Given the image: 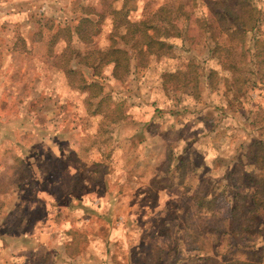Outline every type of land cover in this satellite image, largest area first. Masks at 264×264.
<instances>
[{
	"label": "rangeland",
	"instance_id": "rangeland-1",
	"mask_svg": "<svg viewBox=\"0 0 264 264\" xmlns=\"http://www.w3.org/2000/svg\"><path fill=\"white\" fill-rule=\"evenodd\" d=\"M28 1L0 0V34L5 29L8 31L17 27L16 29L24 30L31 25L43 30L50 23L57 21L73 24L80 14L85 13L99 19L100 32L84 44L77 45L76 41H73L75 42L73 47L83 52L84 50L86 52V49H105L109 46L111 15L107 12L121 5V0H32L31 3ZM165 3H172V10L177 5H181V10L184 11L181 14L175 11L169 13L167 8L165 10V16L180 31V35H175L176 30L172 25L161 23L166 31L164 34L160 32L158 36L165 42L171 43L173 47L162 55H148L144 65L135 64L130 68L129 73L122 74L113 69L112 64L103 65L99 69L100 74L108 75L106 90H114L112 101L122 100V108L119 112L121 118L115 115L116 112L113 109L115 102L114 104L100 102L99 113L92 114L96 97L92 98V102L85 98L83 92L78 93L69 89L65 83L66 77L60 72L62 70L59 71L53 67L54 60L43 57L42 50L45 44L41 40L32 42L33 49L23 56L3 55L0 52V67L6 68L7 72L16 71L19 68L17 73L20 75L4 84H2L3 79H0V87L5 85L2 91L0 90L2 92L0 98L4 99L8 96L12 98L5 106L6 112L9 113L16 107L23 106L20 99L29 97L30 90L34 88L39 92L47 89V91H53L59 99L57 103L61 109L62 117H52L46 113L44 117L36 116L38 130L34 132L21 129L22 133H18L19 124L12 121L14 132L11 139L17 146L33 142L30 144L29 153L31 151L32 161L39 159L35 161L33 168L30 166L27 173L21 166L18 167V172L19 175L25 172L27 176L33 173L48 178L50 173L54 172L55 175L50 178L64 189L63 183L55 180L57 176L63 180L73 170L81 174L83 161L85 162L88 156H97V151H100L105 159L104 162L93 166L91 172L87 170L83 177L96 189L106 186V189H110L111 192L118 189L124 193L130 190L136 192L133 202L128 204L129 211L126 210L125 203L129 202L128 199L131 197L127 196V199L122 202L125 205L126 215L131 214L134 207L138 209L145 201L150 205V208L145 207L144 213L148 214L144 216L145 224L140 222L141 229H137L135 240L127 243L130 247L133 242L137 245L125 251L121 241L124 239L120 238L112 246V250L115 251L112 257L114 264H225L232 259L244 260L252 248H257L262 243V241L255 242L264 234L263 203L259 202L253 213L242 216L245 220L242 222H250L254 229L251 228L249 232L241 231V234L234 233L228 237L212 229L219 224L220 220L228 219L229 216L227 214L229 205L226 203L228 200L220 190L213 192L215 193L213 201L203 199L197 203L199 196L195 195L194 203L188 204L186 195L190 192L185 193L188 187H183L181 189L183 191L178 192L179 204H184L180 211L182 222L175 225L173 220L167 218L168 212L157 211L153 215L150 214V211L162 207L159 204L161 200L169 199L174 194L169 193L166 187L162 189L161 186L164 185L151 183V179L147 182V178L153 173L163 172L166 166L169 168L167 157L171 149L184 148L182 159L187 157L189 163L194 161L196 164H202L196 172L201 185L206 187L212 181L207 179V175H201L203 171L210 172L213 178L215 177L214 180L219 179L217 183H220L222 179L219 178L220 173L217 170L227 163L234 152L233 148L239 145L238 142L243 137L246 140L244 143H249L248 150L245 148V152L248 156L250 153L252 161L246 166V172L237 170L234 173V178L239 184L235 199L238 200V207L241 204L245 210L253 207L250 194L257 186H260L261 191L264 189V80H258L261 72L264 76V61L260 64L256 63L264 57V43L261 45L257 42L251 46L250 41L246 39L245 45L250 43V51L260 54H254L252 57L248 54L246 62L244 63V60L240 62V46L237 38L229 40L223 32H218L221 28L220 21L210 13L215 6H218L216 0H132L128 14L132 19L146 17L151 15L150 13L160 4ZM82 10L85 11L82 13L80 12ZM87 10L90 11L86 13ZM186 15L187 18H185ZM205 16L208 20L204 18ZM211 18L213 32L210 36L209 32L203 29V22ZM247 35L248 39L264 36V21L258 24L255 31H248ZM4 36L7 38L10 34L7 32ZM204 39L206 40L203 44ZM214 43L227 46L228 53L225 55L221 50L212 57L208 56L211 54L207 52L208 49L217 48ZM60 49L62 46L59 45L58 50ZM90 56L88 54L85 59L90 60ZM236 69H239L238 72L235 71ZM210 70L212 72L209 76L203 78ZM85 71L88 72H84L83 75L88 73L86 76L90 77L91 69ZM2 72L3 70L0 69V75ZM244 72L246 73L243 74ZM246 76L255 79L254 83L249 82L245 87H240V80ZM5 93L8 95L4 96ZM11 101H14L12 106ZM138 102L145 104L141 107L135 106ZM154 106L158 110H154ZM1 114L4 115V113ZM137 120H147V123L141 124L142 122ZM53 124L66 131L51 132L52 130L47 127L52 128ZM216 128L219 132L215 133L213 130ZM134 135L143 136L144 141H137ZM5 137L7 134H0V140L3 143L5 142L1 138ZM253 137L255 139L252 140ZM8 143L9 141L6 145ZM13 148L14 145H12ZM2 153L0 149V158ZM31 158L28 157L25 161H30ZM106 161L109 163L111 161L113 166ZM206 164L211 167H207ZM259 169L263 171L260 179L255 177ZM142 171L145 173L139 176L138 173ZM189 171L188 168L182 170L181 179L186 184L188 183L187 175L191 172ZM179 176L172 174L168 182L175 185V181H179L177 178ZM140 178L144 180L143 185L129 190L131 181H138ZM44 179L47 182V178ZM29 181H20L18 184H21L26 191L41 190L44 186V184L43 186L31 184ZM143 186L146 189L145 196L142 191ZM173 192L177 194L176 191ZM139 198L144 199L141 204L137 203ZM176 202L169 199L164 205L172 212L175 209L173 204ZM21 207L23 205H20ZM20 208L17 203V209ZM239 208L238 212L241 211ZM40 211V207L37 208L35 217H32L33 220L41 215ZM17 216L19 217L20 213ZM18 217L16 224L19 222ZM40 220L38 219L37 222ZM89 220L92 227L81 233L78 231L79 237H86L89 241L94 240L95 243L101 242L104 238L100 236V230L97 229L100 225L98 219L95 215H91ZM61 221L62 219L59 223ZM51 222L48 218L44 219L39 224L36 223L37 225L29 226L26 236L23 233V237L31 234L34 240L32 242L34 249L25 254L30 264H38L36 257L47 246H51L52 243L62 244L70 239L69 234L61 235L63 229L62 231L53 230V222ZM117 222H121L119 215ZM226 222L227 226L228 221ZM69 229L71 231L75 229V224L70 223ZM152 229L155 230V234ZM14 232L17 235L20 234L19 229ZM53 236L61 237L57 239L59 242H54ZM238 244L241 251L237 249ZM242 245L244 247H241ZM62 246L59 252L63 250ZM246 247H249L248 252H245ZM48 257L53 258V256ZM1 258L9 261L10 254L4 252ZM14 264H22V262L18 260ZM106 264L111 263L106 262ZM256 264H264V257Z\"/></svg>",
	"mask_w": 264,
	"mask_h": 264
},
{
	"label": "trees",
	"instance_id": "trees-1",
	"mask_svg": "<svg viewBox=\"0 0 264 264\" xmlns=\"http://www.w3.org/2000/svg\"><path fill=\"white\" fill-rule=\"evenodd\" d=\"M32 0H29L28 3H31ZM131 1L132 0H121V5L119 8L114 9L111 8L107 13L111 15L110 19V25H111V32L109 34V40L110 44L105 49H86V52L84 50H78L73 49L69 50V54H63L58 55L59 59H62V65L64 66L63 72L66 73V76L69 78V83H73V86L77 88L79 91H86L89 98L96 97L94 104H93V113H99L98 110L101 108L100 102L106 103H113L114 105V112L115 115L118 118H121L119 115V112L122 108V100L120 101H112V96H114V90L108 91L106 90V83L108 75L100 74V67L103 65H111L113 66V69L124 73H129L130 68L134 67V65H144L145 59L150 54H163L166 52V50L173 47L171 43H167L162 39L160 36L161 33H165L166 29H164L163 25L170 24V19H168L165 16V10L167 8V11L170 13L172 11L178 12L183 14L184 11L181 10V5H177L174 10H172V3H165L163 5H159L157 8H155L150 14L146 17L142 18H135L132 19L131 15L128 13L131 9ZM39 2V1H35ZM218 6H215L210 13L215 16L220 22L219 25L221 28L218 29V32H223L227 37H229V40H233L237 38V42L240 46V57L243 62L245 63L249 56H254V54L259 55V52H251L250 51V43L251 46L256 44L257 42H260L261 45L264 43V36L258 37H252L248 39L247 32L248 31H255L258 27V24L260 22L264 21V0H216ZM26 3V5L28 4ZM82 10L80 12L83 13ZM90 10H87L86 13H88ZM187 14V12H186ZM101 18H103V14L100 15ZM187 18V15L186 17ZM206 20L207 17H204ZM213 18V17H212ZM211 19L209 21L203 22L204 27L203 29L209 32V35H212V23ZM99 19L92 18L84 13V15L80 14L79 18L75 19L74 23L69 26L65 23L61 25V21H57L56 23H50L49 30H43V31H36L35 34L38 35L37 40H41V33L42 38L44 40L45 44V53L48 55L54 54L52 51L53 45H55L59 40L65 41L68 45L71 41H77L81 43L88 42L91 37L97 33L100 32V25H99ZM170 22V23H169ZM161 23L163 25H161ZM17 27L13 29H9L8 31L5 29L0 34V52L6 53L13 49L14 46H24L25 41L22 37L24 35L19 33V29H16ZM27 30L29 28H24V30ZM176 30L175 35H180V31L174 27ZM3 30V29H2ZM182 30V29H180ZM11 33V39L14 41L12 42V45H8V43L5 41V34ZM247 35V37H246ZM44 36V37H43ZM205 36V35H204ZM7 36V40H11ZM250 41L249 44H246L247 40ZM206 39L203 40V44ZM246 40V41H245ZM216 45V43H214ZM217 48L213 47L208 49V53L211 52L210 57L216 55L218 51H221L226 55L228 53V47L224 46L222 43H217ZM67 47V46H65ZM90 56V60L85 59L87 55ZM216 57V56H215ZM217 58V57H216ZM202 59H207L206 57H202ZM261 60H257L256 63L260 64L264 61V57L260 58ZM69 60H77V63H80L82 61L83 64L91 68V74L90 79H87V77L83 76L82 72H78L73 69H68L66 66ZM55 61V60H54ZM258 66V65H257ZM258 69V68H257ZM18 70H12L10 73L5 71L3 72V83L6 81H13L15 76L18 75ZM239 69H236L235 71L238 72ZM259 70V69H258ZM262 71V69H260ZM252 71V70H251ZM212 72L210 70L203 78H206L209 76V74ZM253 72V71H252ZM257 72V70H256ZM244 72L243 74H245ZM76 78L75 81H72V78ZM259 81L264 80V76H262V72L260 74V77L258 79ZM255 79L251 78V76H246L245 78H242L239 82V86H246L247 83L251 82L254 83ZM71 83V84H72ZM239 90V89H238ZM8 94L5 93L4 96H7ZM94 99V98H93ZM44 100H47L44 95H34L27 96L25 99H20V103H23L24 105L21 107H16V109L11 110L9 113L5 111L6 105H8L9 101L6 99H0V123L5 122L9 124L12 120H18L20 116H17V113L19 111H23L24 116L26 117L29 115L31 116H42L41 110L45 107ZM92 100V99H91ZM90 100V101H91ZM11 106L14 104V101H11ZM93 102V100H92ZM49 103V101L47 102ZM145 103L138 102L135 104V106H143ZM127 106V105H125ZM18 110V111H17ZM154 110H158L154 106ZM1 113H4L1 114ZM4 120V121H3ZM21 120V119H20ZM131 122V121H130ZM137 122H142L141 124H146L147 120H137ZM135 124H137L135 122ZM260 126V125H259ZM258 126V127H259ZM224 129L228 127H223ZM212 130V129H211ZM216 132H219V129L216 128V130H213ZM251 136V135H250ZM250 136L248 138H250ZM134 138L137 139V141H144L143 136L134 135ZM252 140L255 139L254 137L251 138ZM252 140L250 142H252ZM246 140L242 137V139L238 142L239 145L234 147V152L230 156L229 160H227V163L222 165V167L218 168V172L220 174L219 178L222 179L220 183H217L219 179L213 178V176L210 174V172L203 171L201 175L205 174L208 176L207 179H211L212 181L208 186L201 185V182L199 181L198 174L196 172L201 168L202 164H196L193 162L189 163L188 158L185 157L182 159L181 155L184 154V148L178 149L173 148L169 151L167 160L169 162V168L166 166V169L159 173H156V180L157 184L164 185L162 189H168V192H172L174 195H172L170 200H176L177 204H173L175 207L174 210H169L165 207V203L169 201V199H163L159 204H161V208L156 209L154 211H150L151 215L155 212H168L167 218L170 220H173L172 222L176 224H181L182 217H180V211L182 210L183 203L179 204L180 197L178 195V192H182L181 190L183 187H188L185 190V193H188L186 196V201L188 204L194 203V196H199L197 199V203H200V200L207 199V200H215V196L213 193L216 190H220V192L227 198L228 201L226 203L229 205L228 208V219H222L220 220L219 224L212 229L217 233H223L226 236H230L231 234L234 235L240 233L241 231L249 232V230L255 227H252L253 224L242 222L245 221L242 219V216L244 214H251L259 205V202L264 204V189L261 191L259 188L260 186H257L254 188L253 192L250 194V199L253 202V207H248L246 210L241 205L238 207V200L235 199L236 193L238 192L239 184L236 182V179L234 178V173L239 170L242 173L246 172V166L250 161H252V156L249 153L245 152V148L247 149L249 143H244ZM191 143V142H190ZM190 143H187V145H190ZM12 145H14V148L12 149ZM29 146V145H28ZM28 146L26 144H19L18 146L14 143L13 140L10 141V144L5 146L4 152L2 153V156L0 158V165H6V162L12 161L13 163H10V167H14L15 165L21 166L24 171L27 173L30 169V166L32 167V159L31 151L29 153V150H27ZM40 147V146H39ZM146 148V145H145ZM144 148V149H145ZM236 148V149H235ZM35 149V147H34ZM27 150V151H26ZM248 150V149H247ZM35 151V150H34ZM74 152V151H72ZM47 153V152H46ZM99 156H102L100 154ZM105 156V154H103ZM191 156V154H190ZM31 158L30 161H25L26 158ZM35 161H39L38 158L35 159ZM30 162V163H29ZM104 162L103 160H94L91 157L86 158V163L83 164L82 172L81 174H78L79 171H74L67 176L64 179V182L61 180V177L57 176L55 179L57 182H61L64 185V189H61L59 185L56 184L51 178L55 175L54 172L49 171L50 177H45L42 175H34L31 173L29 176L25 174V172H22L21 175H19V172L17 171L16 174L19 175L20 178H18L20 181L27 182L31 184H44L41 190L34 189V190H28L30 191H24L23 196L24 199L21 201L20 198L16 197V200H10L9 197L11 194L6 193V190H4V183L0 182V189L2 191L0 192V239L3 241H10L11 240V234L14 232V230L19 229V232L21 235L26 236L27 230L29 226L37 225L36 223H40L42 220L47 219L52 223V226L59 227V221L62 219L64 220V217H70L69 211L73 208L79 207L82 211L85 210V204L84 200L90 199L89 193H92L96 198H101L104 203H107V207L105 208L104 212H96L92 210L89 207H86L87 211L89 213L92 212L95 216H97L98 222L100 225L97 226V229L100 230V236H102L104 240V245L109 248L112 247L114 242L113 240H117V236L115 234L117 232L120 233V235L124 238L126 237L128 240L136 238L137 231L140 228V222L141 224H145L144 216L146 217L145 207H149L150 205L146 203L141 204V201L144 200L143 198H139L137 203L141 204L138 209L134 207V209L131 212V214L126 215L125 205L127 206L128 210V204L133 202V199L136 196V192H133V190L138 186H142V180L138 181H131L129 190L126 193H124L121 190H116L111 192L110 189H106V186H101L100 189L94 188L87 179H85L83 176H85L87 170L90 172L92 171L93 166L100 164ZM14 164V165H13ZM8 165V164H7ZM207 167H211L209 164H206ZM1 167V166H0ZM27 167V168H26ZM33 168V167H32ZM188 168L190 171V174L187 175L188 183H184L183 179L181 177L183 176L182 170ZM16 169H14L15 171ZM28 170V171H27ZM55 170V169H54ZM13 171V173H14ZM34 171V169H33ZM263 171L259 169V172L255 175L256 178L260 177L262 178ZM145 173L144 171L139 172V176ZM250 173V172H249ZM174 174L175 176L180 175L177 177L179 181H175V185L173 183H169V177ZM216 174V173H215ZM217 175V176H218ZM14 176V175H13ZM28 177V178H27ZM83 177V178H81ZM222 177V178H221ZM27 178V179H26ZM44 178H47V182ZM217 178V177H216ZM51 179V180H50ZM19 181V182H20ZM146 182V181H145ZM173 182V181H172ZM155 183V184H156ZM251 184V183H250ZM16 186L21 187L24 189V187L21 184H18ZM166 187V188H165ZM26 189V188H25ZM142 191L144 192V196L146 193V189L143 186ZM173 191H176L177 194H175ZM161 192V190H159ZM28 193V195H27ZM131 197L128 199L129 202L125 203V205L122 203L123 200L127 199L126 197ZM143 196V197H144ZM145 198V197H144ZM19 199V200H18ZM93 199V198H92ZM146 199V198H145ZM91 200V199H90ZM179 200V201H178ZM260 200V201H258ZM17 201L20 208V205H23V209H17ZM193 201V202H192ZM83 202V203H82ZM187 205V204H186ZM2 206V207H1ZM41 209V215L37 217V219H34L32 217H35V211L37 208ZM238 208L241 210L238 212ZM166 210V211H165ZM91 211V212H90ZM20 213V216L17 215ZM118 215H120L121 222L118 221ZM170 216V217H168ZM18 217L19 222L16 224V219ZM38 219H41L39 222H37ZM125 219V222L123 221ZM228 221V225L226 226ZM248 221V220H246ZM117 222V223H116ZM124 222V223H123ZM226 222V223H225ZM13 223H15L14 226ZM5 226H2V225ZM179 228V227H175ZM86 228L78 227L75 229V231L84 232ZM138 229V230H137ZM176 229V230H177ZM154 230V229H152ZM155 234V230L153 231ZM152 233V234H153ZM241 234V233H240ZM79 236V234H77ZM258 241H262L260 243L261 245L257 248H252L250 253L248 254V257L244 260H238V259H232L231 261H228L225 264H256L264 257V234H262L261 238H258L255 243H258ZM253 245V244H252ZM134 246V245H132ZM240 245H237V249L241 251ZM241 247H244L242 245ZM55 248V247H54ZM248 252L249 247H246ZM54 250V249H53ZM131 250V247L127 245L126 250Z\"/></svg>",
	"mask_w": 264,
	"mask_h": 264
},
{
	"label": "crops",
	"instance_id": "crops-1",
	"mask_svg": "<svg viewBox=\"0 0 264 264\" xmlns=\"http://www.w3.org/2000/svg\"><path fill=\"white\" fill-rule=\"evenodd\" d=\"M83 15H84V13H83ZM63 23H65V22H61L60 24L63 25ZM67 25L71 26L72 24H67ZM43 30H49V26H47ZM43 30H40V28L39 29L34 28L33 25L30 26L28 31L26 29L25 30L20 29L19 33H21L22 35L24 33V35L22 36L24 38V41H25L24 46L17 45V46H14L13 49L10 50L9 52H6V53H2L1 52V53L3 55H9V56H13V55L14 56H23V55H25L26 53L30 52L33 49V46L31 44L32 42L40 41V40H37L38 35L35 34V32L36 31H43ZM9 34H11V33H9ZM42 34L43 33H41V41L43 43H45L43 38H42ZM8 38L11 39V36L8 37ZM5 41L8 43V45L9 44L12 45V42H14L12 39L11 40H7L6 37H5ZM74 43L75 42L71 41L67 45L65 41L59 40L52 47V51L54 52V54H52L51 56L46 54L45 53V48L43 47L42 55H43V57L55 60L54 63H52L53 67H55V69H57L59 71L63 70L64 66L61 64L62 63V59L61 58L59 59L58 55H63V54L65 55L67 53L69 54L70 53L69 52L70 49L71 50H73V49L76 50L77 48L73 47ZM80 43L76 41L77 45H79ZM59 45L62 46V49H60V50H58V46ZM65 46H67V47H65ZM69 61L70 62H68L67 66H66L68 69L76 70L79 73L80 72H82V73L88 72V71H85V70H90L91 69L90 67H88L85 64H83L82 61H80V63H77V60H73V61L69 60ZM0 69H2L3 72H5V70H6V68H4V67H2V68L0 67ZM3 72L0 75V79H3ZM60 72H62V75L64 77H66V82L65 83L69 87V89L73 90L74 92H78V93L83 92L85 94V98H88V95H87L86 91H79L77 88H75L73 86L72 82H71L72 84L69 83V78L66 76V73L63 72V71H60ZM86 75H83V76L87 77ZM87 79H90V77L88 76ZM72 81H75V79L72 78ZM3 86H5V85H1V87H0L1 91L3 89ZM47 90H44L43 92H39V90H36V88H34V89L30 90L29 95L32 96V97H34V95H38V96L39 95H42V96L44 95V97L47 99V100H44L45 107L41 110L42 117L45 116V113L49 114V116H52V117H54V116L58 117L61 114L60 105H58V103H57V101L59 99L56 97V95H55V93L53 91L50 92V91H47ZM1 91H0V95L2 97V92ZM4 99H6L8 101L9 99H12V98H9V96H8V98H4ZM91 99L92 98H89V100H91ZM48 101H49V103H47ZM92 114L97 115L98 113H92ZM17 116L23 117V118H20L21 120L20 119L12 120V121L18 122V124H19V129L17 131L18 133H22L21 129L24 130V131L29 130V131H32V132L38 130V127L36 126L37 125V121H38L37 118H35V117L33 118L32 116L30 118L29 115H27L25 117L23 111H19L17 113ZM60 117H62V116H60ZM45 118H46V120L49 121V119L47 117H45ZM12 121L9 124H7V123L5 124L3 122L0 123V134H7V137L1 138L5 143H3L0 140V143H1L0 144L1 148L0 149H1L2 152H4V149H5L7 141H9L8 144H10V141L12 140L11 138H13L12 135H13V132H14V124L12 123ZM8 125H11V126H8ZM51 127L52 128L47 127V129L52 130L51 132H54L55 130H57V132L63 133L64 131H66V130H63L62 127H56L55 124H53ZM30 144H33V142H31V143L29 142V143L26 144L27 146L29 145L27 150H29V148H31ZM97 152H98L97 156H95V157L88 156V157H91L94 160H103L104 161L105 160L104 157L99 156L101 154V152L100 151H97ZM31 162H32V166H33V164H35V160L31 161ZM6 163L8 165L7 164L6 165H0L1 166L0 167V182L5 184L3 189L6 190V193L11 194V196L9 197L10 200H13V201L16 200L15 196H17V198H20V200L22 201L24 199L23 192L25 190L22 189L19 186H16L17 183L20 181L18 179V178H20L19 175L16 174V172L18 171V165H15L14 167L11 168L10 167L11 166L10 163H13V162L10 161V162H6ZM85 163H86V161L85 162L83 161V164H85ZM106 163L112 165L111 161H110V163L108 161H106ZM123 163H124V160H123ZM14 169H16V170L14 171ZM13 171H14V173H13ZM72 172L73 171L69 172L67 176H69ZM66 177H64V179ZM156 177H157L156 173H153V175L151 177L148 176L147 182L149 181V179H151V183L155 184L156 180H154V179ZM147 182H146V184H147ZM63 188H64V185H63ZM1 191H2V189H0V192ZM89 196H90L91 200L90 199L84 200V204L86 205L84 207L85 210L82 211L79 207L73 208L72 210L69 211L70 217H67V216L64 217L65 219L62 220L61 223H59V227H55L53 229V230H58L59 229L61 231L63 229V233H61V235L62 234H64V235L69 234L68 237L70 239H67L66 241H64L62 243L63 246H62V244L52 243L51 246H49V247L47 246L46 248H44L43 252L40 253V255H37V257H36V260H37L38 264H56V263L57 264H59V263L60 264H106V262L114 264L112 257H113V254H114L115 251L112 250L111 246L109 248H107V246L104 245L103 242H104L105 239L101 240V242L100 241L99 242L96 241V243H95L94 240L89 241L86 237L83 238L81 236L80 237L77 236L78 231H75V229L78 228L79 226L82 227V228H86V229H84L85 231L92 227V224H91L89 218L91 217V215H94V214H92L91 211H90L91 213H89V211L86 210L87 209L86 207H89V208H91L92 210H94V211H96L98 213L99 212H104L105 208L107 207V203H104L101 198L92 197V196H94L92 193H89ZM17 203H18V201H17ZM21 208H23V207H21ZM95 217L97 218V216H95ZM123 221L125 222V219ZM70 223L75 224V229H72V231L69 229ZM65 224H67V225H65ZM16 235L17 234H15V232H13L10 235L11 236V240L10 241H3V240L0 239V252H1L0 253V264H14V262H16L18 260H20L22 262V264H30V262L27 261V257H26L25 254H26L27 251H29L31 249H34V243H32V242H34L33 236L31 234L27 235V237H23V235H21V234H18L17 236ZM115 236H117V240H120V238H123L120 235L119 232H117L115 234ZM60 238L56 237V236H53L52 240L57 243V242H59V240H57V239H60ZM123 239L124 240H121L122 241V245L124 246L123 250H126L127 243L132 242V241L135 240V238L127 240L126 237H124ZM117 240H113V242L116 243ZM132 244L134 246L137 245L134 242ZM98 245H100L101 247H99ZM29 246H31V247H29ZM60 246H62L63 250L59 252ZM131 247H132V245H131ZM12 250H14V252ZM4 252L10 254L9 261H5V259L2 260L1 256L4 255ZM48 256H53V258H49ZM31 259L33 260L34 258H31Z\"/></svg>",
	"mask_w": 264,
	"mask_h": 264
}]
</instances>
